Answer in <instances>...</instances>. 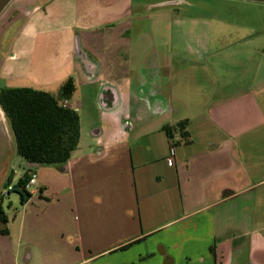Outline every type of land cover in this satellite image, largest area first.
Here are the masks:
<instances>
[{
  "label": "crops",
  "instance_id": "obj_1",
  "mask_svg": "<svg viewBox=\"0 0 264 264\" xmlns=\"http://www.w3.org/2000/svg\"><path fill=\"white\" fill-rule=\"evenodd\" d=\"M180 4L12 0L1 13L5 73L20 62L41 88L85 83L98 123L64 166L25 164L36 183L0 226V264H264V33L178 20Z\"/></svg>",
  "mask_w": 264,
  "mask_h": 264
},
{
  "label": "trees",
  "instance_id": "obj_2",
  "mask_svg": "<svg viewBox=\"0 0 264 264\" xmlns=\"http://www.w3.org/2000/svg\"><path fill=\"white\" fill-rule=\"evenodd\" d=\"M75 91L73 80L69 78L55 94L31 88L0 89V109L7 121L15 143L16 154L31 166L60 168L78 149L80 130L75 110L65 104ZM176 130L182 140L187 138L184 123ZM169 130H166L168 132ZM28 180L25 173L22 179L7 192H16L23 205L30 194L24 189ZM11 186V176L4 187ZM5 195V196H6ZM0 194V224L7 223Z\"/></svg>",
  "mask_w": 264,
  "mask_h": 264
},
{
  "label": "rangeland",
  "instance_id": "obj_3",
  "mask_svg": "<svg viewBox=\"0 0 264 264\" xmlns=\"http://www.w3.org/2000/svg\"><path fill=\"white\" fill-rule=\"evenodd\" d=\"M180 1V17L178 20H184L187 17H195L201 19L199 26H205L203 21H215L223 20L233 23L236 26L243 28H253L254 30L264 33V4L252 3L239 0H170ZM184 17V18H182ZM172 19L170 23L164 26L171 28L179 26L181 24L187 25V21L174 22ZM183 25V26H184ZM214 26V25H213ZM216 27V26H215ZM257 44L264 47V35L261 36ZM34 63V62H33ZM7 62L1 56L0 52V89H20L31 88L34 90L44 91L51 94H55L59 87L41 88L38 84V75L34 70H24L22 64L17 62L18 68L13 69L11 74L5 73L3 67ZM20 67V68H19ZM75 91L71 97L72 102H81L80 112L76 111L79 121L80 138L78 145V152H82L89 145V133L96 129L98 123V112L92 102L91 88L85 85V83H79L75 85ZM1 111V109H0ZM2 112V111H1ZM0 126L4 133H6V127L3 118L0 114ZM11 133V131H10ZM12 136V134H11ZM5 137V135H4ZM6 138L7 135H6ZM6 138L0 136V174L6 170L8 175L11 176V186H14L18 182L19 176L25 174V162L21 159L15 150V143L12 137V142H8ZM5 182L0 181V190L3 195L2 207L7 217L8 222L13 220V216L21 210V203L19 195L16 192H9L4 196ZM33 190V187L28 189V192ZM16 209V210H15ZM2 226V224H0Z\"/></svg>",
  "mask_w": 264,
  "mask_h": 264
},
{
  "label": "built area",
  "instance_id": "obj_4",
  "mask_svg": "<svg viewBox=\"0 0 264 264\" xmlns=\"http://www.w3.org/2000/svg\"><path fill=\"white\" fill-rule=\"evenodd\" d=\"M183 142L182 138L180 137V135L178 134L177 131H173L171 133V135L168 138V143H169V147H170V151L172 152L173 148L175 147L176 144ZM36 183V174L34 172H31L28 174V180L24 185V189L26 191H28V189H30L31 187H34ZM12 186H9L6 188V190L4 191V196L7 194L8 191L11 190Z\"/></svg>",
  "mask_w": 264,
  "mask_h": 264
},
{
  "label": "water",
  "instance_id": "obj_5",
  "mask_svg": "<svg viewBox=\"0 0 264 264\" xmlns=\"http://www.w3.org/2000/svg\"><path fill=\"white\" fill-rule=\"evenodd\" d=\"M12 0H0V15L4 11V9L9 5ZM239 1H246L252 3H261L264 4V0H239Z\"/></svg>",
  "mask_w": 264,
  "mask_h": 264
}]
</instances>
